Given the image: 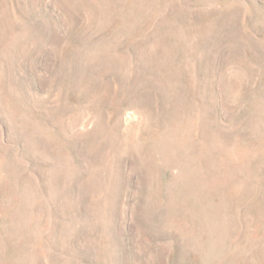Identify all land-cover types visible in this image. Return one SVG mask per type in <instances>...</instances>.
I'll use <instances>...</instances> for the list:
<instances>
[{
	"label": "rangeland",
	"instance_id": "obj_1",
	"mask_svg": "<svg viewBox=\"0 0 264 264\" xmlns=\"http://www.w3.org/2000/svg\"><path fill=\"white\" fill-rule=\"evenodd\" d=\"M0 264H264V0H0Z\"/></svg>",
	"mask_w": 264,
	"mask_h": 264
}]
</instances>
